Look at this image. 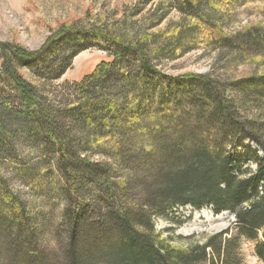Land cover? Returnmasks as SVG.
Returning a JSON list of instances; mask_svg holds the SVG:
<instances>
[{"label":"trees","instance_id":"trees-1","mask_svg":"<svg viewBox=\"0 0 264 264\" xmlns=\"http://www.w3.org/2000/svg\"><path fill=\"white\" fill-rule=\"evenodd\" d=\"M162 3L136 38L64 24L34 51L0 43V165L35 197L63 204L51 227L0 166V264H240L239 238L264 264V73L221 80L161 69L197 49L264 63V0ZM172 10L179 18L155 31ZM88 48L111 61L62 101L27 80H59ZM187 206L228 212L235 234L174 245L153 220Z\"/></svg>","mask_w":264,"mask_h":264},{"label":"rangeland","instance_id":"rangeland-1","mask_svg":"<svg viewBox=\"0 0 264 264\" xmlns=\"http://www.w3.org/2000/svg\"><path fill=\"white\" fill-rule=\"evenodd\" d=\"M141 2L142 0H0V43L14 44L34 51L40 48L51 33L64 24L85 29L90 26L99 27L125 38H136L143 35L152 25L155 21L156 6L166 0H153L146 5ZM178 18L177 12L170 11L155 31ZM110 61L111 57L107 52L88 48L73 58L70 67L59 80L43 82L29 74L25 75L29 82L42 88L51 100L60 102L67 96L65 91L70 84L80 82L100 63ZM161 69L172 76L186 73L211 74L221 80H235L252 73L263 74L264 63L237 64L229 61L226 54L197 49L188 51L173 61H161ZM245 145L250 149H257L251 143L247 142ZM15 149L20 152L21 157L26 158L30 155L31 148L28 144L16 142ZM0 166L11 189L31 208H37L49 215L48 224L51 227L55 226L58 211L63 204H58L54 208L52 202L50 205L43 199L35 197L16 174L10 173L5 166ZM249 168L253 170L254 166L249 165ZM233 222L234 218L228 212L215 214L209 207L195 210L187 206L170 211L166 218L154 219L153 225L163 237L179 246L191 242L189 240H200L202 237L223 231H228L226 236L229 238L235 234ZM43 241L46 247L55 249L53 237L49 234L44 235ZM238 245L240 264H261L254 254L253 242L239 238Z\"/></svg>","mask_w":264,"mask_h":264}]
</instances>
